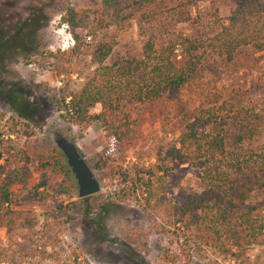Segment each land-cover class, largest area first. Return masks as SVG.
Segmentation results:
<instances>
[{
    "label": "trees",
    "instance_id": "1",
    "mask_svg": "<svg viewBox=\"0 0 264 264\" xmlns=\"http://www.w3.org/2000/svg\"><path fill=\"white\" fill-rule=\"evenodd\" d=\"M200 1L206 0H99L96 9L62 5L60 17L73 46L46 53L44 62L60 70L87 60L81 86L52 95L58 119L79 129L98 122L116 142H139L144 111L162 102L175 110L181 98L173 94L192 88L207 56L231 62L240 54L264 52V0H207L215 28L178 30L194 22L193 7ZM222 7L229 8L224 19L217 18ZM132 21L143 40L141 57L109 61L118 32ZM10 100L16 114L27 117L28 100L19 94ZM156 156L154 163L133 171L113 165L114 159L102 153L88 163L103 186L113 182L116 202H135L145 213L162 248L161 264L210 262L212 255L246 264L249 251L264 244V96L251 100L235 94L202 102ZM174 164L188 166L195 178L192 188L180 191L179 203L160 190ZM30 175L28 155L1 137V216L12 213L16 186H25L22 200L39 199L46 181L28 187ZM84 218L102 232L96 217ZM23 219L24 228L18 229L12 219L0 217L6 229L0 263L17 264L22 253L35 264H81L62 263L47 251V243L39 248L31 237L33 222Z\"/></svg>",
    "mask_w": 264,
    "mask_h": 264
},
{
    "label": "rangeland",
    "instance_id": "2",
    "mask_svg": "<svg viewBox=\"0 0 264 264\" xmlns=\"http://www.w3.org/2000/svg\"><path fill=\"white\" fill-rule=\"evenodd\" d=\"M65 3L87 9L99 6V0H0V130L3 131L0 138L28 155L31 175L26 186L46 181L38 189V200H22L25 186L14 187L16 204L11 206L12 213L0 217L12 219L18 229L24 228V217L30 219L31 237L38 247L47 243V251L57 254L62 263L161 264V245L142 209L135 202H116L113 182L102 185L99 194L77 198L75 181L64 156L44 130L52 126L66 134L87 162L102 153L114 159L113 165L133 171L142 164L154 163L156 155L176 137L189 114L202 102L235 94L251 100L264 96V52L240 54L231 62L207 56L192 88L173 94L181 98L175 110H169L165 102L146 109L141 140L119 143L106 136L98 122L79 129L58 119L52 95L80 87L87 60L73 61L60 70L51 69L44 62L46 53L66 51L73 46L70 28L60 17V8ZM212 12L207 0L200 1L193 7L194 22L177 29L189 32L198 25L201 31L210 32L216 26ZM228 14L229 8L222 7L217 18L224 19ZM142 42L137 23L132 21L118 32L109 61L140 58ZM8 91L10 96L19 94L28 100L27 117H20L13 110ZM194 181L191 168L174 164L163 182L164 189L160 190L179 203L180 191L192 188ZM86 214L96 217L102 232L84 218ZM5 240L6 229L0 226V241ZM21 243L31 244L27 239H21ZM29 251L26 248V254ZM263 251L264 244L251 249L246 264H264ZM211 257L210 262L194 258L191 264H242ZM15 260L17 264L37 262L22 253Z\"/></svg>",
    "mask_w": 264,
    "mask_h": 264
},
{
    "label": "water",
    "instance_id": "3",
    "mask_svg": "<svg viewBox=\"0 0 264 264\" xmlns=\"http://www.w3.org/2000/svg\"><path fill=\"white\" fill-rule=\"evenodd\" d=\"M44 133L64 156L75 181L77 198H85L101 191V181L76 144L52 126L46 127Z\"/></svg>",
    "mask_w": 264,
    "mask_h": 264
}]
</instances>
